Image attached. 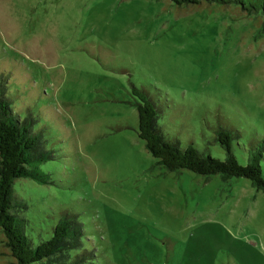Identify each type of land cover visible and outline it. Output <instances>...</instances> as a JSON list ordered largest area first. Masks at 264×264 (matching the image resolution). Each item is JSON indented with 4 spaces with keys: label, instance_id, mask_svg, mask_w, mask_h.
<instances>
[{
    "label": "rangeland",
    "instance_id": "374dc122",
    "mask_svg": "<svg viewBox=\"0 0 264 264\" xmlns=\"http://www.w3.org/2000/svg\"><path fill=\"white\" fill-rule=\"evenodd\" d=\"M241 1L0 0V80L52 154L51 183L14 186L36 243L74 213L94 264H264V191L159 165L134 93L181 147L224 159L234 129L245 164L264 143V0Z\"/></svg>",
    "mask_w": 264,
    "mask_h": 264
},
{
    "label": "trees",
    "instance_id": "16d2710c",
    "mask_svg": "<svg viewBox=\"0 0 264 264\" xmlns=\"http://www.w3.org/2000/svg\"><path fill=\"white\" fill-rule=\"evenodd\" d=\"M178 7L203 4L228 5L241 0H169ZM254 6V5H252ZM256 7V5L254 6ZM258 8H264V3ZM7 80H0V237L9 264H94V251L85 245V228L77 214L66 213L53 227L52 236L36 243L26 232L27 218L23 215L25 201L17 198L15 182L31 178L39 183H51V176L42 164L52 158L40 132L34 130L30 116L23 117L13 106L7 93ZM134 93L139 114V136L146 149L168 171L189 169L196 174L224 178L245 177L253 186L264 191V143L251 147L246 163L239 160L234 149V129L221 128L216 140L226 151L224 159L200 151L192 144L181 147L178 141L168 139L159 123V108L146 92L138 88Z\"/></svg>",
    "mask_w": 264,
    "mask_h": 264
}]
</instances>
